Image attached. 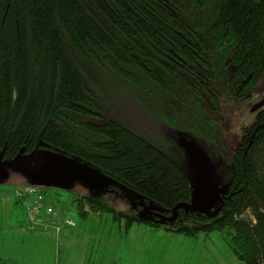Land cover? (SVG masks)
<instances>
[{
	"label": "trees",
	"instance_id": "16d2710c",
	"mask_svg": "<svg viewBox=\"0 0 264 264\" xmlns=\"http://www.w3.org/2000/svg\"><path fill=\"white\" fill-rule=\"evenodd\" d=\"M263 74L264 0H0V163L21 148L65 154L107 179L69 190L81 216L217 231L237 259L264 264V106L232 146L222 115ZM180 135L214 164L220 198L209 214L139 218L190 200Z\"/></svg>",
	"mask_w": 264,
	"mask_h": 264
},
{
	"label": "rangeland",
	"instance_id": "374dc122",
	"mask_svg": "<svg viewBox=\"0 0 264 264\" xmlns=\"http://www.w3.org/2000/svg\"><path fill=\"white\" fill-rule=\"evenodd\" d=\"M263 98L264 74L251 92V97L222 104V115L228 127L223 132L227 146L235 145V138L240 135L242 127L249 126L254 120L252 108ZM149 133L156 137L160 135L159 132ZM41 153L35 150L24 154L13 165L0 163V210L3 211L0 217L4 221L11 217H22L21 210L27 219L26 211L17 199V192L30 184L26 173L40 162ZM73 187L81 193L85 192V187L75 184ZM39 191L45 208L50 206L59 215L69 216L76 221L75 227H64L58 233L33 229L26 224L29 231L43 233L46 237L41 239L36 235L34 238L36 248L44 245V264H48V258L49 264H245L234 256L217 231L187 236L137 223L126 231L125 220H114L111 212L88 210L84 217L81 216L72 201L73 192L50 187H40ZM116 207L124 210L126 206L120 203ZM12 210L15 211L13 216ZM64 230L68 231L69 238L62 236ZM49 245L53 248L50 251Z\"/></svg>",
	"mask_w": 264,
	"mask_h": 264
},
{
	"label": "water",
	"instance_id": "95a60500",
	"mask_svg": "<svg viewBox=\"0 0 264 264\" xmlns=\"http://www.w3.org/2000/svg\"><path fill=\"white\" fill-rule=\"evenodd\" d=\"M261 106H264V98L252 108V111L255 112ZM176 144L182 150L190 166L192 174L190 200L175 205L169 216L143 208L138 214L139 218L144 216L156 217L169 223L176 219L177 210L179 209L186 212L209 214L219 200V176L208 155L195 142L184 135H180L176 139ZM23 153V148H21L18 154L8 163L10 165L17 163ZM39 163L40 165L36 170L33 169L34 171H32L30 169L26 173L31 185L69 191L74 184H78L85 187V190L97 191L107 184L106 177L98 170L62 153L45 151Z\"/></svg>",
	"mask_w": 264,
	"mask_h": 264
},
{
	"label": "crops",
	"instance_id": "0c3cea01",
	"mask_svg": "<svg viewBox=\"0 0 264 264\" xmlns=\"http://www.w3.org/2000/svg\"><path fill=\"white\" fill-rule=\"evenodd\" d=\"M21 211L22 217H11L7 218L5 221L3 217H0V264H44V245L41 244L38 248H36L37 245L34 241V238H36V235H38V237H41V239H44L46 237L43 236V233H39L34 230L29 231L26 225L27 219L26 217H24L23 210ZM14 213L15 211L12 210L11 216H13ZM0 214H3V211L0 210ZM130 228L125 227V230L127 231ZM119 229L122 230V227L120 226ZM67 232L68 231L65 230L62 231V236H64L65 238H69ZM72 233L75 234L76 232ZM48 248L50 251L52 247L49 245ZM53 256L54 250L52 254V261Z\"/></svg>",
	"mask_w": 264,
	"mask_h": 264
},
{
	"label": "built area",
	"instance_id": "2783aa9c",
	"mask_svg": "<svg viewBox=\"0 0 264 264\" xmlns=\"http://www.w3.org/2000/svg\"><path fill=\"white\" fill-rule=\"evenodd\" d=\"M38 186L26 185L17 192V199L23 205L26 214V224L33 229L48 231L53 230L56 233L64 227L72 228L75 226L73 218L61 216L52 207H44L41 203L42 195Z\"/></svg>",
	"mask_w": 264,
	"mask_h": 264
},
{
	"label": "flooded vegetation",
	"instance_id": "af4514ba",
	"mask_svg": "<svg viewBox=\"0 0 264 264\" xmlns=\"http://www.w3.org/2000/svg\"><path fill=\"white\" fill-rule=\"evenodd\" d=\"M39 165H40V163H38L36 166H34L33 169L36 170V168H37ZM33 169H32V171H34Z\"/></svg>",
	"mask_w": 264,
	"mask_h": 264
},
{
	"label": "clouds",
	"instance_id": "9594fccd",
	"mask_svg": "<svg viewBox=\"0 0 264 264\" xmlns=\"http://www.w3.org/2000/svg\"><path fill=\"white\" fill-rule=\"evenodd\" d=\"M69 217V216H68ZM75 225H76V222H75ZM75 227V226H74Z\"/></svg>",
	"mask_w": 264,
	"mask_h": 264
}]
</instances>
